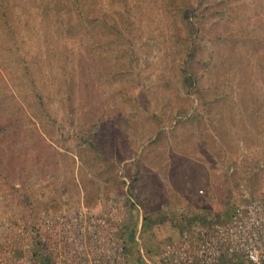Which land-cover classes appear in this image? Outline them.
<instances>
[{
	"label": "rangeland",
	"instance_id": "1",
	"mask_svg": "<svg viewBox=\"0 0 264 264\" xmlns=\"http://www.w3.org/2000/svg\"><path fill=\"white\" fill-rule=\"evenodd\" d=\"M99 1L108 20L73 0H0L3 264H21L17 230L82 208L125 240L136 228L129 264L141 247L161 264L186 229L264 200V0L210 1L220 35L193 55L211 67V106L189 85L163 0Z\"/></svg>",
	"mask_w": 264,
	"mask_h": 264
},
{
	"label": "built area",
	"instance_id": "2",
	"mask_svg": "<svg viewBox=\"0 0 264 264\" xmlns=\"http://www.w3.org/2000/svg\"><path fill=\"white\" fill-rule=\"evenodd\" d=\"M116 206L111 205L110 218L122 221ZM17 232L24 243L21 264H129L119 230L88 208L43 216L36 229ZM98 242L104 247H97ZM139 255L140 264H152L142 247ZM226 257V264H264V200L238 205L228 217L213 218L210 227L194 225L158 253L161 264H219Z\"/></svg>",
	"mask_w": 264,
	"mask_h": 264
},
{
	"label": "trees",
	"instance_id": "3",
	"mask_svg": "<svg viewBox=\"0 0 264 264\" xmlns=\"http://www.w3.org/2000/svg\"><path fill=\"white\" fill-rule=\"evenodd\" d=\"M211 0H163L165 6L169 12H173L172 16L174 15V22L176 26L172 27V34L174 36V40H176L180 46V49L176 54L178 55L179 59L184 60V63L187 68V63L191 64V68L185 69L188 73V78H190V86L198 87L199 95L202 99V102L206 104H214L217 102V95L215 94V85L210 82V79L202 78V76H207L210 73L211 67L207 65H202L203 60L198 58L197 54L193 55V49H195V44L202 40L203 35L205 32L209 36L214 35V37L219 36V29L215 27L216 21L214 16L216 11L211 8L210 5ZM44 4H46V1ZM72 2V0H71ZM99 0H94L93 5L91 8L84 9V0H73V4L78 9L81 16L87 19V17H91L94 19L99 20L103 18L104 20H108L106 12L102 9L103 5L102 2ZM192 2V3H190ZM89 9V11H88ZM181 21V25L185 27V32H183L180 28V25L177 26V20ZM110 25L113 27L118 26L115 21L111 22ZM119 35H122L121 32H118ZM222 35L221 37H223ZM198 41V42H197ZM176 57V58H177ZM204 68V70H203ZM203 70V71H202ZM211 78V77H210ZM126 234V241L127 248L129 251L133 248L131 242L129 241L133 231ZM148 248V247H147ZM150 248V247H149ZM148 248V249H149ZM133 264H139L137 262Z\"/></svg>",
	"mask_w": 264,
	"mask_h": 264
}]
</instances>
